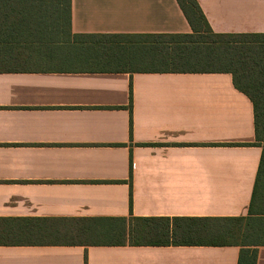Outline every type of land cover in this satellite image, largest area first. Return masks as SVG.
Returning <instances> with one entry per match:
<instances>
[{
  "label": "crops",
  "instance_id": "crops-1",
  "mask_svg": "<svg viewBox=\"0 0 264 264\" xmlns=\"http://www.w3.org/2000/svg\"><path fill=\"white\" fill-rule=\"evenodd\" d=\"M69 2L68 36L0 48V264H238L246 249L264 264L261 242L127 234L130 217L248 215L261 155L248 145L252 104L230 73L102 65L91 36L191 33L176 0ZM196 2L213 33L264 34V0Z\"/></svg>",
  "mask_w": 264,
  "mask_h": 264
},
{
  "label": "trees",
  "instance_id": "trees-1",
  "mask_svg": "<svg viewBox=\"0 0 264 264\" xmlns=\"http://www.w3.org/2000/svg\"><path fill=\"white\" fill-rule=\"evenodd\" d=\"M176 2L191 33L91 36L98 38L96 49L103 58L102 65L125 72L230 73L236 89L252 104L255 141L248 145L261 147L258 170L246 217H130L127 234L138 244L264 243V34L213 33L196 0ZM69 19V0H0V48L41 43L64 32L68 36ZM256 198L260 200L258 210L253 207ZM87 229L84 227L80 233L99 238L123 234L122 229ZM255 260V250L240 251L238 264H255Z\"/></svg>",
  "mask_w": 264,
  "mask_h": 264
},
{
  "label": "rangeland",
  "instance_id": "rangeland-1",
  "mask_svg": "<svg viewBox=\"0 0 264 264\" xmlns=\"http://www.w3.org/2000/svg\"><path fill=\"white\" fill-rule=\"evenodd\" d=\"M110 64V63H109Z\"/></svg>",
  "mask_w": 264,
  "mask_h": 264
}]
</instances>
